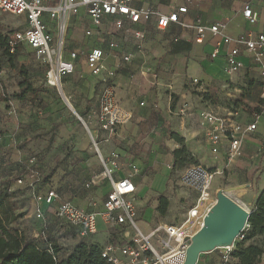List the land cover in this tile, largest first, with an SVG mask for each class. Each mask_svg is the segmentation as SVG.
Returning a JSON list of instances; mask_svg holds the SVG:
<instances>
[{
	"label": "crops",
	"instance_id": "1",
	"mask_svg": "<svg viewBox=\"0 0 264 264\" xmlns=\"http://www.w3.org/2000/svg\"><path fill=\"white\" fill-rule=\"evenodd\" d=\"M56 1L51 0L49 4L53 5ZM173 3V0H145L147 7L163 12ZM178 3H182V0H178ZM246 3H250L254 12L258 14L259 19L255 25L251 26L243 17L242 11ZM189 17L188 21L199 17L204 24L227 19L229 20L227 34L234 39L248 32L259 34L264 32V0H203L199 6L190 8ZM20 19L25 24V19ZM46 21L52 34L56 35L55 23L47 18ZM128 28L118 31L108 18L101 29H94L85 11L70 18L69 33L67 32L66 36L67 52L74 51L78 55L88 54L93 48H100L106 52L103 77L107 76L109 71L115 72L113 83L116 98L121 106L132 114V118L115 132L101 130L94 112L98 110L100 95L104 88L102 77L100 79L91 76L86 62L76 64L77 76H74V73L64 78L62 92L58 93L67 103L76 120H80L84 129L79 128L82 125L77 126V122L74 127L73 124L68 127L62 124V127L55 132L54 140L56 145L58 144L56 149L59 148L61 160L54 164L57 171L49 183L41 187L40 192L45 193L47 189L54 188L60 195L59 202L69 201L79 207L91 209L88 204L79 205L74 201L66 200L67 196L69 194L72 198V192H75L80 185L102 173L103 165L101 166L99 158L106 162L115 161L119 167L115 178L130 176L136 186L137 224L140 223L142 229L138 227L144 234H150L158 226L180 225L182 221H176L172 213L177 196L181 195L179 197L181 199L189 197L191 204L193 193L187 189L175 195V191L170 186L174 166L173 152L180 148L179 143L172 139L170 134L176 133L185 140L188 151L199 164L217 173L215 181L223 176L232 186H236L227 189L220 185L216 187L217 190L225 191L230 197L232 192L244 190L243 195H247V206L253 210L264 190V116L229 112L234 114L232 119L243 126L256 123L258 133L252 132L243 138L240 158H229L230 144L227 137H223L219 152L214 154L207 130L202 126L200 118L201 113L206 110L195 109L194 101L188 92L193 79H198L203 85H210L214 81L224 82L230 77L225 72L228 48H222L218 58L213 60L211 54L214 47L208 51V44H215L213 39L209 37L204 43H197L195 30H184L176 25H172L166 30L167 32L160 31L166 32L167 35L179 32L173 38L174 41L178 39L177 42L175 41L176 44L168 48L166 43L160 42L159 30L152 21L134 26L135 29L146 32L143 48L138 50L137 41L132 30ZM88 30H92L91 36L86 34ZM112 41L120 46L118 50H110L109 43ZM242 53L241 61L244 63V68L234 77L239 75L256 84H262L260 97L264 99L262 75L264 60L262 66L257 65L252 55L244 48ZM127 55H133L130 62L124 61ZM44 87L42 94L53 101L52 97L58 93L55 92L54 87ZM174 91L182 94L178 103L172 102ZM22 102L17 96L0 103V121H5L9 125L0 138V154L6 155L4 160H7V154L12 153L9 163L27 159L30 164V160L35 156L29 155L35 151L40 153V150L31 140L29 132H33L31 135L40 134L41 126H38L37 118L31 117L27 105L25 106L27 110L22 108ZM0 158L3 160L1 155ZM36 161L39 166V160ZM42 165L43 168H48L53 164L45 159ZM3 169H6L4 164ZM64 170L73 173L69 178L62 179ZM110 190L109 184L105 187L106 197ZM80 193L82 190L77 192L78 195ZM161 196L169 200L166 215L160 214L158 210ZM74 199L78 200L75 197ZM57 205L58 203L54 208L49 209L48 218H53ZM99 228L101 230L99 234L103 235L98 237V234L92 240L98 238V243L101 244L107 232L101 221ZM112 239V241L116 240ZM203 255L205 259L202 261L200 257V264H218L220 261L218 250Z\"/></svg>",
	"mask_w": 264,
	"mask_h": 264
},
{
	"label": "built area",
	"instance_id": "2",
	"mask_svg": "<svg viewBox=\"0 0 264 264\" xmlns=\"http://www.w3.org/2000/svg\"><path fill=\"white\" fill-rule=\"evenodd\" d=\"M51 0H0V23L2 14H10L24 18L26 28L16 31L9 41V52L14 54L17 48L27 46L35 55L36 60L46 66V82L59 93L62 92V81L76 72L79 58L77 52L66 50V36L69 20L85 11L89 16L94 29H101L106 19H110L116 30H132L137 41L136 48L141 50L146 39V32L137 30L135 25L155 22L159 31H166L172 25L181 29L195 30L197 43H204L205 39L214 40L213 60L217 59L221 49L227 47L226 69L228 76L238 74L243 68L241 61L242 48L252 55L257 65L264 60V32L254 34L248 32L239 38H232L227 34L229 20L212 24H204L202 19H190V8L199 6L203 0H173L167 11L154 10L145 5V0H57L53 5ZM243 17L252 26L258 22V14L254 12L250 3H246L242 11ZM46 18L56 25V35L52 34ZM92 35V30L86 32ZM176 42L178 39L175 40ZM110 50H118L120 46L112 41ZM106 52L100 48H93L86 56V66L89 74L100 78L104 88L100 95L98 110L94 117L98 126L105 132H115L117 128L128 123L132 114L125 110L116 98L114 86L115 72L105 71ZM133 55L124 57L130 62ZM264 76V72H262ZM192 85L202 86L198 79L192 80ZM233 113L221 117L213 110L203 111L200 115L201 123L207 130V136L212 144V152L217 154L223 137L229 139L228 156L230 159L242 156V140L245 136L256 131L257 124L243 126L232 119ZM37 163L36 158L30 160L31 165ZM103 172L94 178L93 184L107 180L111 186L110 192L103 203L100 212L87 207H79L69 201H60V195L54 188L45 193L36 190L40 182L37 168L32 167L26 179H18L12 186L29 187L34 200V215L42 226L31 236L37 240L46 239L49 229L53 225L55 234H68L70 239L84 241L92 240L100 233L99 221L105 225V231L118 240L111 241L103 246L102 257L107 264H184L191 239L203 225L204 217L216 203L217 189L214 182L217 173L201 164L187 167L181 183L193 193V201L180 225L158 226L150 234H144L137 224L136 186L131 177L116 179L115 161L102 160ZM89 187V186H88ZM227 194V193H226ZM53 221L48 218V211L54 208ZM50 222L52 224H50ZM249 231L247 224L243 233L232 246L218 249L220 261L218 264H231L236 250V242H242Z\"/></svg>",
	"mask_w": 264,
	"mask_h": 264
},
{
	"label": "rangeland",
	"instance_id": "3",
	"mask_svg": "<svg viewBox=\"0 0 264 264\" xmlns=\"http://www.w3.org/2000/svg\"><path fill=\"white\" fill-rule=\"evenodd\" d=\"M25 28L26 25L20 18L10 14H2L0 34H2L4 37H11L14 32L22 31ZM166 32L159 31L160 42L166 43V46L171 48L176 44L173 38L175 35H178L179 32H174L171 35H167ZM213 47L214 43L208 44V51L212 50ZM86 54L81 53L79 55L77 64L80 62H86ZM23 70L27 71V80H29L33 86L37 88H42L44 86V88L50 87L46 82V66L36 60L34 53L27 46H23L20 49L17 57L14 58L13 61H10L9 58L4 56L3 52L0 50V92H3L8 99H14L17 96L19 97L21 94L22 89L20 88V82L23 80ZM75 75L77 76V71L75 72L74 76ZM254 84H256L254 81H251L250 79L243 76L240 77L238 75L237 77H228V79L224 82L214 81L210 85H191L188 92L191 94V98L194 101L195 109L213 110L221 117L226 116V114L229 112L236 114L245 113L250 115H259L261 117L264 116V99H261L260 97L262 86H259L260 83L256 85ZM55 92L58 93L57 90ZM174 92L175 93H172V102L178 103L182 97V94L177 91ZM52 99L53 101H50V98L44 97L43 94H41L40 99H32V97L28 95L22 102V108L24 107V109L27 110V108H25L27 105L28 110L31 111V117L37 118L39 121L38 126H41L39 127V130L41 131L40 134L31 135L33 132H29L31 140L34 141V143L39 147L40 153L35 151L36 154L31 153L29 156H35L39 160L38 171L41 180L37 186L41 185L42 187L49 183L50 179L57 171L56 168H54V164H57L61 160L59 148L56 149L58 144L56 145V141L54 140L56 138L55 132H57L62 127V124L67 125V127L70 126V124H73L72 127H74V125L78 122L77 126L78 124L82 125L80 120H76V118L72 115L69 108L67 107V103L63 100L59 93L58 95L53 96ZM253 118L256 121V118ZM259 121L260 119L258 122ZM7 126L9 125L5 121H0V138H2L3 134L6 132ZM79 128L84 129L83 125ZM257 130L254 132L258 133ZM10 154L12 153H9V155L7 154V160H4L5 163H3L0 158V180L3 179L5 181L9 178L15 181L16 179L27 177L31 168L27 159L26 161L22 160L17 163H9ZM45 159H48L53 165L48 168H43L42 163ZM99 159L102 166V159ZM3 164L6 166V170L3 169ZM189 166L190 165L187 167ZM187 167L178 171L172 170L170 186L172 187V190L175 191V195H177V193L181 194L183 191H187V188L181 183V176ZM117 170H119L118 165L116 166V171ZM7 172L9 173L8 175H6ZM72 173L73 172L70 170H64L62 179L69 178V175ZM94 178L95 177H93L91 180L89 179L87 182H84L77 188L75 192H72V198H70V195L68 194L66 200L74 201L79 205L88 204L92 210L95 212H100L102 210V204L106 198L107 192L105 191V187L109 186V182L104 180L102 181L103 183L101 182L93 184ZM214 183V189H217L216 187L220 185L226 187L227 189L236 187L232 186V184L227 181V178H223V176L218 177ZM13 185H15V182ZM68 187L69 186H67V190L70 192L71 190ZM23 188L24 187H15V191L17 192L18 190H22L17 193V204L19 207H22L24 211H26V216L20 221L19 225L21 228H24L26 231H28V233L30 232L32 234L34 231L41 229L42 223L41 221H38L34 215L33 210L35 209V205L31 191L29 193L24 191ZM79 190H82V193L78 195L77 192ZM244 192V190L234 192L231 194V197H233V199L236 200L240 205L251 211V207L247 206V195H243ZM180 196L181 195L177 196L178 199L172 212L173 217H175L176 221L178 222L183 221L191 201L189 197H182L181 199L179 198ZM74 197L78 200H75ZM138 226L142 229L139 222ZM102 235L103 234L101 233L98 237ZM55 237L57 238L58 243L62 245L65 250L72 249L75 244L79 242L78 240L70 239V237L65 236V234H55ZM112 238H115L116 240L119 239L107 232L106 238L102 241L101 245L104 246L105 244L111 242L113 240ZM97 239L98 238L89 242L98 243ZM240 243L242 242H236V245ZM250 243L259 244L264 247V239L262 238L247 241L245 246ZM204 256L205 255H201L202 261L205 259ZM231 264H237V260L232 261ZM261 264H264L263 259Z\"/></svg>",
	"mask_w": 264,
	"mask_h": 264
},
{
	"label": "trees",
	"instance_id": "4",
	"mask_svg": "<svg viewBox=\"0 0 264 264\" xmlns=\"http://www.w3.org/2000/svg\"><path fill=\"white\" fill-rule=\"evenodd\" d=\"M10 38L0 34V50L4 56L13 61L23 46L20 45L17 51L11 54L8 47ZM22 77L23 80L20 82L22 92L18 99L24 101L28 95L32 99H40L44 90L34 87L27 80V71H22ZM259 86H262V84ZM5 101H8L7 96L0 92V103ZM170 135L180 145V148L173 152V171L181 170L188 165L199 164L188 151L185 140L176 133H171ZM1 155L2 162L5 163V156L3 153ZM29 166H31L30 170L32 167L39 169L38 162L34 166L31 164ZM8 174L7 172L6 175ZM19 179L25 180L26 177ZM16 180L9 178L5 181L3 179L0 180V264H107L102 257L103 245L100 243H90L89 241L92 240H84L77 242L72 249L65 250L55 237V227L53 225H50L51 227L48 228L49 234L43 240L34 239L30 232L28 233L24 228H21L19 223L26 216V211L18 206L16 197L17 193L22 190L10 192ZM41 187V185H38L36 190L40 191ZM23 190L29 193L31 191L27 186ZM159 202L158 210L160 214L166 215L169 200L161 196ZM251 212L248 220L249 231L246 234V238L242 243L236 245V250L232 254V257L237 260V264H261L262 259H264V247L262 245L250 243L245 246L247 241L257 238L264 239V190L258 197ZM50 221H53V219L51 218ZM50 224L52 223L50 222ZM65 236H68V234H65Z\"/></svg>",
	"mask_w": 264,
	"mask_h": 264
},
{
	"label": "water",
	"instance_id": "5",
	"mask_svg": "<svg viewBox=\"0 0 264 264\" xmlns=\"http://www.w3.org/2000/svg\"><path fill=\"white\" fill-rule=\"evenodd\" d=\"M251 213L228 194L219 191L216 203L191 239L184 264H198L201 255L232 246L245 230Z\"/></svg>",
	"mask_w": 264,
	"mask_h": 264
},
{
	"label": "bare ground",
	"instance_id": "6",
	"mask_svg": "<svg viewBox=\"0 0 264 264\" xmlns=\"http://www.w3.org/2000/svg\"><path fill=\"white\" fill-rule=\"evenodd\" d=\"M219 191H223V190H218V192H219ZM223 192H225V191H223ZM228 193H230V192H228ZM232 193H233V192H232Z\"/></svg>",
	"mask_w": 264,
	"mask_h": 264
}]
</instances>
